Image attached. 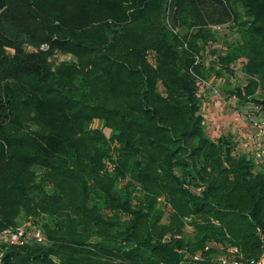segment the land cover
<instances>
[{
  "label": "trees",
  "instance_id": "1",
  "mask_svg": "<svg viewBox=\"0 0 264 264\" xmlns=\"http://www.w3.org/2000/svg\"><path fill=\"white\" fill-rule=\"evenodd\" d=\"M15 1L0 0V231L24 213L46 242L3 243L0 264L257 259L264 169L206 132L199 80L239 60L232 93L264 110V0ZM236 2L251 21L220 52Z\"/></svg>",
  "mask_w": 264,
  "mask_h": 264
},
{
  "label": "rangeland",
  "instance_id": "2",
  "mask_svg": "<svg viewBox=\"0 0 264 264\" xmlns=\"http://www.w3.org/2000/svg\"><path fill=\"white\" fill-rule=\"evenodd\" d=\"M11 1L16 2L15 0ZM66 1H69L70 3V0ZM235 8L238 12V20L229 27H214L213 29L219 39V42H216L213 46L210 45L209 47H218V49L215 50L227 52V50L231 47L230 45L242 43L243 31L241 29H245L251 20L248 17L246 8L242 7L240 3L236 2ZM165 20L174 32L176 31L183 34L191 30L189 26L175 25L171 17V12L166 14ZM183 46L187 47V43L183 44ZM199 55H196L195 58L197 62L201 61V54L199 53ZM213 56L214 55L208 52L207 47L206 53H204L205 59L213 58ZM231 67L234 70V75L232 74L221 78L213 75L211 78L207 79V83L199 80V84L201 86L200 92L202 95V106L199 111V115L202 117L204 128L210 136L219 138L222 135H230L237 149L248 155L249 148L245 147L244 139L246 133L252 129V126L246 119L245 112L249 110L251 104L242 102L235 94L232 93L233 88L247 82L248 75L243 69L242 62L239 60L231 63ZM93 126L103 130L107 136L112 135V130L110 128H106L100 121L94 122ZM114 142L110 141V143H112L111 145H113ZM176 172H178L181 176L183 175V171L181 169ZM160 200L163 201L162 199ZM161 201L157 205L158 210H163ZM165 209L166 211L163 212V220L164 222H168L170 212L167 207H165ZM187 220L190 221L191 219ZM31 221V217L28 218L24 213H20L18 216V222L10 227L15 229L24 228L27 232V239H30L32 237V232L35 229V226L32 225ZM187 223L185 232L188 236H191L194 228L189 222ZM3 230H1L0 233ZM3 243V241H0V256L2 254L1 244ZM212 244H215V242Z\"/></svg>",
  "mask_w": 264,
  "mask_h": 264
},
{
  "label": "built area",
  "instance_id": "3",
  "mask_svg": "<svg viewBox=\"0 0 264 264\" xmlns=\"http://www.w3.org/2000/svg\"><path fill=\"white\" fill-rule=\"evenodd\" d=\"M245 117L251 123L252 129L246 133L244 145L249 148L250 158L264 169V110L258 105L251 104L249 110L245 112ZM32 236L41 242L46 239L40 228L34 229ZM26 238L27 232L24 228L10 227L0 233V241L4 243L23 244ZM233 251L238 252L237 249ZM199 257H201L199 254L195 255L196 259ZM217 264H264V236H262L261 253L257 259L246 260L242 256L225 253L218 258Z\"/></svg>",
  "mask_w": 264,
  "mask_h": 264
}]
</instances>
